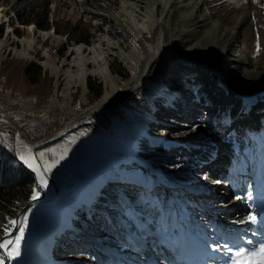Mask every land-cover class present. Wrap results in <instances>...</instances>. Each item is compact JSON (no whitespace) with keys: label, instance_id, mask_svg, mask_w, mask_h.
<instances>
[{"label":"rangeland","instance_id":"374dc122","mask_svg":"<svg viewBox=\"0 0 264 264\" xmlns=\"http://www.w3.org/2000/svg\"><path fill=\"white\" fill-rule=\"evenodd\" d=\"M21 1L0 0L1 12L15 29V39L29 38V28L51 31L65 39L57 52L61 58H67L72 47L96 43L104 33L103 11L121 2ZM142 1L139 10L147 12L154 6L152 19L156 21L163 13L160 0ZM251 1L254 8L248 13L246 0H207V7L213 18L238 27L241 49L263 70L260 27L264 30V0ZM29 6L30 22L20 23L15 10L26 17ZM172 10L174 3L168 11L172 14ZM38 15H45V26L41 28L36 25ZM160 19L164 25L166 22L161 31L167 38L166 49L174 57L197 43L195 37L172 41L174 25L184 21L177 13ZM2 28L1 36L7 31ZM140 32L150 43L152 31ZM125 40L128 45L120 44L124 50L122 60L117 56L109 58L113 86L90 76L83 91L77 79H72L68 88L63 74L49 76L41 57L14 63V51L20 50L16 41V48L2 54V160L31 171L20 159L24 156L32 161L31 146H20L16 159L7 125L37 144L48 142L76 118L95 110L103 112L34 149L33 156L41 167L64 157L46 176L56 192L52 200L33 202V191L40 196L34 172H29L33 183L26 192L0 196V242L5 238L3 226L8 220L27 218L20 254L11 260L5 257L4 264H149L151 260L153 264H181L189 247L193 249L186 258L189 264H208V257L225 255L224 248L228 250V246L224 243L234 247L250 236L253 245L254 239L262 235L259 230L264 215L259 206L264 205V200L259 194L264 192V101L258 92L264 75L261 81H254L251 90L242 83L234 85L231 81L237 75L224 74L235 65L234 60L228 55L220 61L210 59L208 51L198 46V60L178 59L174 67H169L163 57L155 58L144 71L141 85L127 94L136 83L134 71L141 53L137 46H131L130 38ZM43 45L48 46V40ZM34 66L38 68L36 78L31 74ZM251 70L257 73L254 67ZM226 88L228 105L224 113L220 112V101L222 89ZM40 153H44L42 160ZM221 162L225 163L221 187L211 193L218 197L205 200L198 195L196 185L211 186L212 182H207L215 178L216 172L208 174L207 167L214 171ZM152 210L157 211L154 220L149 217ZM249 215L256 217V224L241 223ZM127 221L139 226L140 237L128 235ZM19 234L18 224L8 238L14 240ZM213 248L219 251L213 252ZM3 253L0 249V255Z\"/></svg>","mask_w":264,"mask_h":264},{"label":"bare ground","instance_id":"6f19581e","mask_svg":"<svg viewBox=\"0 0 264 264\" xmlns=\"http://www.w3.org/2000/svg\"><path fill=\"white\" fill-rule=\"evenodd\" d=\"M140 1L142 0H121V2L112 10L103 11L104 13L102 14H104L106 23L102 37L91 46L85 47L79 45L72 47L69 50L70 54L67 58L57 56L59 47L65 44V39L54 36L52 32H37L36 30L29 28V38H22L17 41L14 36V27L9 25L10 20L3 12H1L2 10L0 8V28L4 26L7 29L3 36L0 35V67L3 58L2 54L4 51L16 48L18 45L14 43V41H16L19 43L20 50L17 52L14 51V63L19 60L22 62L39 60V57H41V65L48 72L49 76L54 78L57 75L63 74L67 78L66 85H68V88L71 87L70 83L73 82L72 79H77V83L81 86L82 91L85 90L87 78L90 76L99 78L105 84L111 82L113 86L111 73L109 71L110 57L117 56V58L122 60L124 50L120 44L122 43L125 46L128 45L125 43V38H130L131 46H137L140 49L141 56H139L140 61L136 64L134 71L136 83L129 89L127 94L137 89L139 83L143 79L142 75L144 74V71L148 69V64L155 54L159 57H163L165 63L168 64L169 67H174V65L179 62L178 59L180 61L185 60L186 62L191 61L192 59L198 60L196 57V48H198V46L201 50L208 51V57H210V59L214 58L215 60L220 61L223 56L228 55L234 60L235 65L224 71V74L234 73L237 75V77L231 81L232 84L239 85L242 83L248 90H251L253 89L254 81H257L258 79L261 81L264 79V77L261 79V75H264V69L262 70L258 68L256 63H253L249 56L241 49V45L239 44L240 30L238 27L226 25L223 21L213 18L207 7V0H160V5L162 6L161 12L163 13H159V17L156 21L152 19L155 13V7H149L146 9L147 12H141L139 10ZM142 2H145V0ZM173 3L174 10L171 11L172 14L175 16V13H177L184 21L174 25L173 29L175 35L174 37H171L172 41L178 42L179 40L188 37H195V39H197V43L183 48V52H181L177 58L170 54L166 49L167 38L161 33V31H164V28H166V22L164 25L160 18L165 14L172 15L168 10ZM246 4L248 13L254 8V6L251 0H246ZM140 29L147 31L150 29V31H152L149 38L150 43H147L143 39L144 34L140 32ZM260 34L263 43L264 30L261 27ZM36 36L38 37L36 38ZM45 40H48V46L43 45ZM211 47L215 48L211 50ZM119 53H121V55H119ZM134 54L137 55L136 52H134ZM202 63L206 64V61H202ZM251 67H254L257 73L252 72ZM227 90L228 88L222 89V97L220 101V112L224 111V113L228 105V100L225 95ZM258 93L260 95L259 97L263 98L261 101H264V84L261 83V91ZM104 101H108L107 96L104 97ZM102 107L103 105L101 108ZM99 112L102 111L95 110L83 118L74 119L73 122L68 123L63 128L62 132L66 133L69 128H74L86 118L98 115ZM5 129H9L14 133V157L18 159L16 151L20 146L22 147L24 144L30 145L29 153L32 156V162L36 165H40L34 158L33 152L36 147L45 145L47 141L43 140L34 144L29 142L24 133L20 132L17 128L7 125L5 126ZM213 181L217 180L213 179ZM39 189V194H41V192L44 194L45 202L52 200L56 194L54 187L48 179L47 187H39ZM260 196L263 200L264 193H261ZM255 241L256 244L252 250H258L264 245V224L262 236L255 238Z\"/></svg>","mask_w":264,"mask_h":264},{"label":"snow or ice","instance_id":"6c2138e0","mask_svg":"<svg viewBox=\"0 0 264 264\" xmlns=\"http://www.w3.org/2000/svg\"><path fill=\"white\" fill-rule=\"evenodd\" d=\"M231 2V0H230ZM255 2V0H253ZM238 6V5H237ZM259 47V46H258ZM41 160L44 157V153H40ZM64 157L61 155L59 159H53L50 164L44 163L42 167L40 165H36L30 159H25L24 156H21L20 159L31 168V170L36 174V179L39 187L46 188L47 187V179L46 176L48 173L52 171V169L59 163V160H62ZM249 199H251V194L249 193ZM32 199H37V193L33 191ZM240 199V197H237ZM27 218L17 220H8V223L3 226L4 229V239L0 242V249L4 250L3 255H0V264H4V259L11 260L20 254V241L23 239L24 233V222ZM241 223H251L256 224L257 220L255 216L249 215L246 220L241 221ZM19 224V232L20 234L15 237L14 240L9 239L8 237L11 234V230L16 228ZM250 243V242H249ZM11 246V247H10ZM213 252L219 251L217 248L212 249ZM231 264H264V245H262L258 250H253L251 252H246L245 249L240 248L235 252H231L230 254Z\"/></svg>","mask_w":264,"mask_h":264},{"label":"trees","instance_id":"16d2710c","mask_svg":"<svg viewBox=\"0 0 264 264\" xmlns=\"http://www.w3.org/2000/svg\"><path fill=\"white\" fill-rule=\"evenodd\" d=\"M25 0H22L21 3H23ZM15 10V9H14ZM23 10V9H22ZM16 16L18 18V20L20 21V23H26L28 24L30 22L31 19V7L29 6L28 11H30V13L28 15H26V17H23V15H19V10H15ZM15 14V13H14ZM42 18V19H40ZM43 18H45V15H38L36 17V19H38L36 21V25L41 28L43 26H45V21L43 20ZM37 66L33 67V73L32 77H37L38 72H37ZM27 73L29 74L30 72L27 71ZM191 87V86H190ZM2 159L0 158V161ZM33 183V179L31 177V175L26 172L23 168H21L18 165H14L12 161H7V160H3L2 162H0V196H9L10 193H22V192H26L27 189L29 188V186H31ZM114 199V198H112ZM105 203L107 202V200L104 201ZM104 203V204H105ZM124 205H126L124 203ZM119 208H121V205L119 203ZM129 210V206L126 205V210ZM139 212V211H138ZM152 217L154 219L157 218V211L152 210ZM141 213H144V210H141ZM143 215H140V217L142 218ZM127 225H125V229L128 231V235H130L129 233H132L133 235H137L140 236V234L138 233L139 227L138 225L135 227L129 222L127 221ZM107 230L110 231V229L108 228ZM122 234V233H121ZM100 259V257H99Z\"/></svg>","mask_w":264,"mask_h":264},{"label":"water","instance_id":"95a60500","mask_svg":"<svg viewBox=\"0 0 264 264\" xmlns=\"http://www.w3.org/2000/svg\"><path fill=\"white\" fill-rule=\"evenodd\" d=\"M158 55L157 54H155L154 56H153V58L151 59V61H150V63L157 57ZM149 63V64H150ZM148 64V65H149ZM146 74V73H145ZM145 74H144V77H145ZM144 77H143V79H142V81L144 80ZM142 81L139 83V85L138 86H140L141 85V83H142ZM112 109V108H111ZM110 109V110H111ZM109 111V110H108ZM100 113H103V112H99L98 114H100ZM63 130H61V131H59L58 133H56V134H54L53 136H52V138L50 139V140H48V142L47 143H49V142H51L53 139H57V138H61L62 136H64L66 133H63L62 132ZM68 131H69V129H68ZM6 132H9L11 135H12V137H13V141H14V139H15V137H14V133L13 132H11V130H9V129H7L6 130ZM13 145H14V142H13ZM13 148H14V146H13ZM15 155V154H14ZM29 171V170H28ZM29 172H32L33 173V171H29ZM28 172V173H29ZM38 189H39V187H38ZM39 193H40V189H39ZM33 202H35V203H44L45 201H44V194L41 192V194H40V196L39 197H37V199L36 200H33ZM14 220H17L18 221V217L17 218H15ZM16 229V228H15ZM15 229L12 231V233L10 234V236L15 232Z\"/></svg>","mask_w":264,"mask_h":264},{"label":"crops","instance_id":"0c3cea01","mask_svg":"<svg viewBox=\"0 0 264 264\" xmlns=\"http://www.w3.org/2000/svg\"><path fill=\"white\" fill-rule=\"evenodd\" d=\"M25 259H23V262H24Z\"/></svg>","mask_w":264,"mask_h":264}]
</instances>
